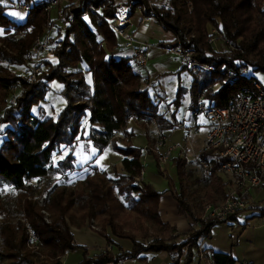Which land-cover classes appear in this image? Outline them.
Returning a JSON list of instances; mask_svg holds the SVG:
<instances>
[{
  "label": "trees",
  "instance_id": "trees-1",
  "mask_svg": "<svg viewBox=\"0 0 264 264\" xmlns=\"http://www.w3.org/2000/svg\"><path fill=\"white\" fill-rule=\"evenodd\" d=\"M75 1L76 4L72 1L69 5L61 2L62 8L70 7L72 18L54 23L56 51L52 58H43L40 79L31 82L27 71L18 74L11 66L27 63L28 49L36 36L43 35L47 11L42 6H31L25 20L19 23L7 16L5 7L0 5V28L5 33L0 36V126L6 125L0 128V264H64L62 258L66 253L80 248L71 227L81 228L86 218L97 222L100 228L96 232L110 247L118 246L111 237L115 236L129 239L132 249L123 251L119 247V252L114 253L106 248L87 257L84 247L78 264H114L133 259L141 251L166 252L171 256L168 264H191L198 257L199 241L210 236L215 223L225 221L199 222L187 234L173 236L175 228L163 223L158 214L159 198L165 191H154L145 182L133 184L143 166V149L132 146L128 139L131 133H126V138L114 137L124 130L130 118L138 123L145 118L140 122L144 129L147 117L153 118L162 130L174 128L183 88L179 85L168 104L162 94L155 90L153 96L149 93L148 82L130 64L129 57L114 54L116 48L124 46L112 28L118 5L115 0ZM133 1L131 11L144 4L143 15L151 16L146 0ZM166 3L168 9L155 5L152 8L156 21L173 33L174 40L159 45L194 48L197 60L214 66L213 71H203L200 79L193 73L189 87L191 110L196 109L201 92L208 106H223L246 89L252 78L264 74V0H166ZM212 27L226 41L222 52H216L208 42ZM241 66L248 67L247 75L239 73ZM181 69H185L184 64ZM230 72L235 74L232 81L226 77ZM53 80L62 84L60 92L65 99L63 108L54 115L41 105L50 88L47 82ZM215 84L218 87L214 90ZM12 86L21 93L14 103H8ZM151 86L153 90L154 85ZM163 102L166 106L158 112ZM169 106L173 111L168 118ZM34 107H38L37 113L32 112ZM86 114L91 132L85 138L98 151L110 142L123 156L122 172L115 168L110 173L99 171L91 165L92 172L84 179L70 187L53 185L37 198L33 179L74 168L72 147L82 138L84 127L80 125V116ZM118 141L123 145H118ZM68 145L70 152L53 166V156ZM201 157L212 163L209 175L215 178L225 198V184L217 176L213 154L203 152ZM172 163L178 180V190L172 191L177 212L198 221L191 190L197 180L191 179L184 159L173 157ZM164 171L160 170L162 176ZM42 210L48 213L49 222ZM261 210L264 216V208ZM28 229L35 242L31 241ZM168 232L172 235L163 236ZM153 233H159V238L146 245L138 239L151 237ZM179 235L181 239L177 241ZM207 257L212 264L236 263L229 253L210 252Z\"/></svg>",
  "mask_w": 264,
  "mask_h": 264
},
{
  "label": "built area",
  "instance_id": "built-area-1",
  "mask_svg": "<svg viewBox=\"0 0 264 264\" xmlns=\"http://www.w3.org/2000/svg\"><path fill=\"white\" fill-rule=\"evenodd\" d=\"M133 0H122L117 6L113 16L112 28L114 32L124 41V46L131 50L130 64L136 69H144L148 60V53L153 44L147 41H139L127 30L130 24L131 4ZM151 17H154L153 6L150 0H146ZM31 6H42L48 14L45 22L43 35L36 36L29 49L30 74L29 79H36L41 70V56L52 58L55 53V46L52 45V31L54 23L67 17L72 18L73 13L70 7L62 8L61 0H30L20 4L21 11L27 13ZM56 8V16L50 17V10ZM144 4L137 5L133 11L143 14ZM155 18V17H154ZM222 38L218 30L212 27L209 31V42ZM223 39V38H222ZM224 40V39H223ZM233 47H231V50ZM174 56L178 57L189 70L213 71L214 66L203 63L195 57L194 48H183L180 45L162 47ZM248 67L241 66L239 73L248 74ZM226 77L232 81L234 73H227ZM148 82V78H144ZM10 88V103L15 102L14 90ZM196 112L202 115L207 121L206 133L203 136L201 145L194 152L188 148L190 131L181 122L176 123V128L186 131L185 143H168L164 131L151 117L147 124V141L143 145L142 168L133 179V184L142 185L145 175V158L151 156L157 162L159 168L167 165L173 157L195 161L206 173L210 172L212 163L201 157V153L210 152L213 154L214 164L218 172L227 174L231 178L226 197L217 202L205 205L202 215L198 221L191 222L190 229L196 228L199 222L208 220L227 221L228 217L245 210L251 200V192L264 183V74L263 79L252 78L249 86L242 92L235 94L227 104L223 106H208L204 101V93L201 92L196 105ZM125 128L114 134V137L123 138ZM165 167V166H164ZM163 170V169H161ZM87 227L97 229L93 219L87 221ZM29 237L32 242L36 241L33 233L29 230ZM199 260L201 263L212 264L211 260L205 258L203 251L199 248ZM64 263V262H63ZM112 264V263H107ZM114 264H124V261H117Z\"/></svg>",
  "mask_w": 264,
  "mask_h": 264
},
{
  "label": "rangeland",
  "instance_id": "rangeland-1",
  "mask_svg": "<svg viewBox=\"0 0 264 264\" xmlns=\"http://www.w3.org/2000/svg\"><path fill=\"white\" fill-rule=\"evenodd\" d=\"M72 1H74V4H76L75 0H61L62 4H67V5H69ZM150 1L153 2L155 6L163 7L164 9L169 8V5L166 3V0H150ZM13 2L16 4L17 0H13ZM115 2H117V4L119 5L122 2V0H115ZM55 16H56V8H53L50 10V17L54 18ZM4 34L5 33L0 28V36H3ZM51 37H52V45L55 46V50H56V44H57L55 42L56 37L54 36V34L51 35ZM123 42L124 41H122V43ZM159 42L160 41H158V38H156V41H152L150 43L154 45V48H156ZM208 42H209V37H208ZM209 43L211 44V48L214 49L216 52H222L224 51V48H225L224 45L226 44V41L223 40L222 38H219L218 40L216 39L214 42H209ZM29 49H28V52L26 53V60H28L27 63L23 66L13 65L11 67L18 74H24L25 71H27L26 73L28 76V80L31 82L39 78V74L41 70L39 71V74L37 75L36 79L34 80L29 79V74L31 71L30 70ZM160 49L161 48H159L158 50ZM118 50H119L118 48L114 50L115 55H117ZM160 51L162 52H160L161 54L159 55L158 58H154L152 60L148 59L146 67L144 69H137V70L145 78V77H148V74H147L148 72L151 73V71L155 70L156 64H161L164 67V70H167L166 72L168 74H175L177 76V80L179 81L180 86L184 87L185 89L186 88L188 89V95L184 94L183 98H181V105L179 106V109L180 107L182 108L183 106L184 111L186 109L185 114L189 115V109L186 108V106L188 104L187 101H188V96H189V87L193 79V72L187 69H181L180 65L182 64V62L178 57L174 56L173 54L165 50L161 49ZM128 57H130V54L128 55ZM43 58H45V56H41L40 60L42 61ZM148 58H149V53H148ZM44 69H45V66H44ZM195 71H196L195 75L197 76V78L198 79L202 78V76L204 75L203 70H195ZM86 74H87L86 76L87 80L91 82L89 73H86ZM259 77L263 79V75H260ZM154 81H155V85H157L158 80L157 81L154 80ZM151 83L152 82L150 81L148 77V84H147L149 87L148 90H149V93L153 96V93H152L153 90H152ZM47 84L49 85L50 88L47 92V96L45 99L46 101L44 102V104L41 103V105H43L44 108L43 107L41 108H43L46 112L50 114L53 113L54 115V113L57 114L65 105V99L60 92L62 88V84L56 80H53L52 82H47ZM216 87H217V84L213 85L212 89ZM9 93L11 94V92ZM20 93L21 91L19 88L14 90L15 96H19ZM9 96L7 97L8 103H10ZM170 100L171 99H168L166 100V102L168 103L170 102ZM37 111H38V107H34L32 109L33 113H37ZM80 117L82 118L80 125L81 127L82 126L84 127V131L82 133V138L84 137V139L82 138L78 139L76 144H74L72 147V152L74 156V168L72 170L67 171L66 173L60 174V173L53 172L45 178L33 179L31 183L36 184L37 186V190H36L38 192L37 198H39L46 189H48L49 187H52L53 185L54 186L62 185L65 187H70L76 181H80L84 179L86 174H88L89 172H92L91 164L93 162H91V160L93 156L97 153L98 148L90 140H87L85 138L91 132L90 131L91 129L86 121L87 114L81 115ZM132 119L130 118L128 122ZM143 119L145 118H142L140 122H142ZM4 126L6 125H1L0 128L2 129ZM126 133L127 132L124 133L123 138H126L125 137ZM78 136L79 134L77 135V138ZM166 136L168 139V143L170 144H174V143L184 144L185 143V133L184 131H181L180 129H176V131H174L173 133H170V135L166 134ZM146 141L147 139L145 140L144 143H146ZM117 143L118 145H123L121 141H118ZM135 143L138 144L139 142L136 141ZM105 147L106 148L104 150V153L106 157L109 159V162L115 163L119 157L118 152L114 150L111 144H108ZM70 148L71 146L69 145L63 146L61 148L60 154L53 156V166H57L58 161L62 160L70 152L71 150ZM184 160L186 161L185 168L190 172L191 179L197 180L195 185L191 187V190L193 191L192 193L193 212L198 214V218H199L203 213L205 205L209 203L219 202L220 200H222L223 195L218 190L217 185L215 184L216 183L215 178L211 177L209 173H206L195 161L190 160L189 157L188 159H184ZM89 161H90V165H87ZM164 166L159 168V166L157 165V162L154 161L151 156L145 158L144 182L152 186L158 192H163L166 190L168 191L178 190L177 173L172 163V160L167 165H164ZM159 169L165 170L164 176L160 174ZM217 176H219V178L222 181H226V176L224 174L218 173ZM260 189L261 190L258 193H253L252 196L256 200V205L260 207H264L263 205L264 204V186L260 187ZM5 191L9 192L10 190L8 187H6ZM13 194L14 193H11V195ZM208 195H210V199ZM210 200H214V202H211ZM42 212L44 213V219L47 222H49L50 220H49L48 213L44 212L43 210ZM259 214H260L259 208L247 207L245 210H241L238 212L237 220H232V221L229 220L227 222L215 223L211 228L210 236L207 238H203L202 242H204L205 244H208L209 242H215V243H218L220 246L226 247L227 245L229 246L231 244V240L232 242H235V239L239 238V245L241 246V244L244 243L246 239H248L250 234L258 231V229H256L257 227L264 226V217L259 216ZM89 219L90 218L85 219L84 225L81 228L77 229L75 227L77 230L73 229L72 233H73L74 241L75 243L77 242L76 243L77 245H80V248L68 251V253H66V255L62 258V262H64V264H78L83 258L84 247H86L87 249V257H92L94 254L99 252L97 248L98 244H95V242L92 241V232L97 233L96 232L97 229L95 230L91 227L89 228L87 227V221ZM21 220L23 221L24 219L22 218ZM96 223L97 222L95 221V225ZM97 228L99 229L100 226H97ZM169 234L172 235L171 232H168L163 236L166 237ZM259 235H261L260 237H264V227L259 230ZM159 236H160L159 233H156V234L153 233L151 234V237H148L145 239L144 238H138V239L144 245H146L147 243L154 240L155 238H159ZM111 237H112V240L118 245V246H113L112 251L114 253L119 252V247L123 251H130L132 249V242L129 239H121L115 236H111ZM169 260H170L169 254L166 252L154 253V252H149V251H141L138 254V256H136L135 258L125 260L124 264H168ZM191 264H196L195 257L193 258V261L191 262Z\"/></svg>",
  "mask_w": 264,
  "mask_h": 264
},
{
  "label": "crops",
  "instance_id": "crops-1",
  "mask_svg": "<svg viewBox=\"0 0 264 264\" xmlns=\"http://www.w3.org/2000/svg\"><path fill=\"white\" fill-rule=\"evenodd\" d=\"M23 2H29V0L28 1L17 0L16 4L13 2V0H0V5L5 7L4 13L7 16L12 18L16 22L22 23L26 18V13L21 11L20 9V4ZM130 16H131L130 18L131 22L129 25H127V30L131 32L137 40L152 42V41H156V38H158V41L160 42H171L174 39L173 33L170 31L164 30L163 27L156 21L154 17H151V16L146 17L142 13H139L137 11H132ZM159 48L162 49V46L158 44L156 48L153 47L152 49H150L149 58H148L149 60L159 57V55L161 54L160 52H162L160 51L161 49L158 50ZM130 53H131V50L129 48H126L125 46H123L122 49H119L117 51L118 56L128 57ZM182 64L180 65L181 68H182ZM185 69L187 68L185 67ZM166 71L167 70H164V67L161 64H156L155 70L151 71V73L149 72L147 73L150 81L152 82L151 84L154 85L153 91L155 90L157 93L162 94L161 96H163V100L165 102L166 100L172 99L175 96L177 89L180 85L179 81L177 80V76L175 74H168ZM189 71L196 73L195 70H189ZM154 80L156 81L158 80L157 85H155ZM217 87H218V84H217ZM182 88H183V93H182V98H183L184 94L188 95V89L187 88L185 89L184 87ZM216 88H213V89L215 90ZM165 102L160 104L158 108V112H161L162 109H164V107L166 106ZM187 102L188 104L186 108L189 109V115L185 114L186 109L184 111V107L182 106V108L180 107V109L179 108L177 109L175 113V118H176V123L181 122L186 128H189L190 131L194 130L190 134V137L188 140L189 151L194 152L201 145L203 136L206 133L207 121L202 115L198 114L196 110H191L189 108L190 96H188ZM172 109L173 108L171 106L168 107V113L166 114L168 118L170 116V113L173 111ZM176 129L178 128H176L175 126L172 129H167L163 131L165 134L170 135V133H173L174 131H176ZM125 130L127 133H131L129 140L132 146L139 147L142 149L143 145L145 144L144 142L147 139V128L144 129V127L141 124H139L136 120L132 119L129 122H127ZM180 130L184 131L182 129ZM184 133L186 137V131H184ZM136 141H138L139 143L138 144L135 143ZM108 144H110V142H108ZM105 148L106 147H103L100 151H98L97 149V153L93 156L91 160V162H93L91 165H95L99 171H105V172L110 173L112 169L115 168L117 172H122L123 170L122 154L118 153L119 154L118 160L115 163H110L109 159L106 157L104 153ZM142 156H143V153H142ZM147 157H150V156H147ZM87 165H90V161L89 163H87ZM218 173L224 174L222 172H218ZM224 175L226 176V181H223L225 184L224 193L226 196L229 184L231 183V178L227 174H224ZM262 186H264V183L260 187ZM150 187L152 190L157 191L152 186ZM260 187L256 188L255 190L251 192L250 194L251 200H250L248 207L259 208L260 209L259 216H263L261 215L262 213L261 209L264 207H260L256 205V200L252 196L253 193H258L261 190ZM223 199L224 198H222V200ZM158 214L163 223H168L170 226L175 228V231L173 232L174 236H176L177 234H180V235L187 234L190 228V224L191 222H193L192 218L188 214H184V215L178 214L177 202L172 196V191H168V190H166L159 198ZM237 214L238 212L236 213L235 218L231 219L230 221L237 220ZM263 227L264 226L257 227L256 229H258V231L250 234L248 239H246V241L242 243L241 246L239 245V238H238V239H235V242H232L231 240V244L229 246L227 245L226 247L220 246L218 243H215V242H209L208 244H205L204 242H202V240H200L199 248L203 251L204 255L207 254V256H209L210 252L229 253L236 260L235 264H264V237H260L261 235H259V230L262 229ZM73 229H76V228L72 227L71 231H73ZM180 235L177 238V240L181 239ZM92 241H94L95 244H98L97 245L98 251H102L105 248L107 249L113 248V247L108 246V244L106 243L103 237H101L99 234L94 233V232H92ZM169 257H170V260H169L170 262L171 256ZM207 258L208 260H210L209 257ZM195 259H196V264H206L205 263L206 261H203V263L200 262L199 256L196 257ZM181 261H182V258H181Z\"/></svg>",
  "mask_w": 264,
  "mask_h": 264
}]
</instances>
